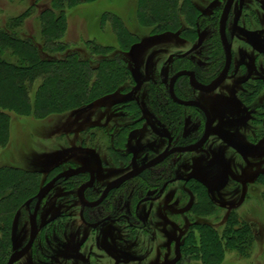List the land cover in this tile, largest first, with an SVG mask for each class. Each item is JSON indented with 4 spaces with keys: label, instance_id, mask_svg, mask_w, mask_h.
<instances>
[{
    "label": "rangeland",
    "instance_id": "374dc122",
    "mask_svg": "<svg viewBox=\"0 0 264 264\" xmlns=\"http://www.w3.org/2000/svg\"><path fill=\"white\" fill-rule=\"evenodd\" d=\"M173 1L178 7L183 2ZM185 1L194 7V14L189 13L186 20L178 12L176 24L168 32L159 31L160 35L153 39L151 27H143L137 20L142 9L140 0H91L70 7L58 0H0V43L4 38L30 43L41 60L58 70V76L65 73L60 62L74 56L92 67L100 61L119 58L131 74L129 78L125 75L110 94L97 97L83 113L76 114L82 107L73 106L40 118L39 114L32 115L28 107L37 105V90L45 79L31 81L28 70H24V77H16L3 68L6 70L0 77V99L16 102L24 110L17 115L0 105L8 126L5 129L0 123V144H5L0 145V168L14 169L0 180V217L8 216L6 230L0 231L5 240L2 254L11 255L14 246L27 240L30 224L25 203L60 173L91 166L101 189L165 148L163 132L160 134L155 127L151 131L155 109L150 104L149 90L157 86L155 83L167 85L175 71L176 56L197 42L196 23L208 26L202 33L206 38L211 27H216L225 2ZM144 4L166 6L163 0H144ZM49 12H62V48L44 44L47 26L43 17ZM199 17L201 21H197ZM227 35L233 52L227 80L213 94L189 93V98L211 111L212 134L201 150L177 154L172 159L176 176L185 178L194 173L195 177L171 184L160 199L140 206L138 213L147 218L148 224L143 230L130 228L124 248L130 260L123 264H213L200 252V234L216 236L219 246L225 247L231 243L230 237L236 240L235 233L240 234L227 232V227L239 226H247L250 231L252 249L247 257L225 249L218 264H264V0H235ZM92 44L110 50L94 52ZM3 45L0 44V70L7 65L28 68L19 50ZM214 47L211 54L223 56L220 42V52ZM208 59L218 60L212 55ZM54 87L52 80L48 88ZM127 97L131 99L123 101ZM185 116L187 128L172 127L177 141H184L182 145L194 143L204 131V118L199 112L187 109ZM145 177L134 178L129 190H125L129 191L133 207L147 196L148 190L141 192L140 188L152 185L151 191L155 190V176L148 177V181ZM86 179L87 174L79 180ZM12 181L14 188H5ZM138 189V194H132ZM62 191L63 186L54 188L43 201L38 222L44 229L18 264H113L95 248V232L79 220L76 187L60 200ZM62 214L66 222L72 223L64 227V236H59L58 227L47 222H61ZM94 214L98 213L88 211L86 218L93 219ZM114 235V241L121 246L122 228ZM229 246L234 247V243ZM67 247L79 250V257ZM90 253L93 258L87 262Z\"/></svg>",
    "mask_w": 264,
    "mask_h": 264
},
{
    "label": "trees",
    "instance_id": "16d2710c",
    "mask_svg": "<svg viewBox=\"0 0 264 264\" xmlns=\"http://www.w3.org/2000/svg\"><path fill=\"white\" fill-rule=\"evenodd\" d=\"M58 1L59 3L61 2L62 5L70 7L73 5L75 6L79 3L81 4L89 2L91 0ZM163 2H165L166 6L162 7L161 5H159L154 7L151 5L147 7L144 4V0H140V3H142L143 5L140 4L142 9L138 11L139 17L137 18V20L140 21V24L143 27H151L152 34H156L159 31L168 32V29L172 28V24H176L175 17L177 14L181 13V15L187 20L189 18V13L190 15H193L195 12L194 7H192V5H189V3H186L185 0H183L182 5L179 7L173 3V0H163ZM43 18L45 19V24L47 26V34H45L46 41L44 40V44L46 46L47 44H49V47L62 48L63 43L60 42L64 29L62 22V12H58L57 14L54 13V15L49 12ZM197 21H201L200 17ZM218 23L219 20L217 24H215L216 29L214 27H211L212 29H210L208 36L203 40L201 49L193 54L192 57H190L193 58L192 62L189 61V57L177 58V62H175L176 65L174 73L182 70H192L196 74L197 81L202 84H209L216 78V76H218L223 68L224 57L221 55V53H219L218 55L216 54V52L215 54H211L212 52L210 51L211 49H213L211 48L212 45H214V51L218 50L220 52ZM195 28L203 33L205 29H208V26L198 25L196 23ZM120 37H123V34L120 35ZM197 37L198 34L196 35V39ZM5 39L6 38L2 39V43H4V45L2 43L0 44L6 47L8 46V48L16 50L17 52L19 50L23 61L28 64V68L24 69L23 67H11L9 65L2 66V69L0 70V77L4 72L3 70H6L3 69L5 67L7 68V70L12 71L11 73L16 77H24V70H28L29 75L31 76V81H33L35 78L41 77L45 79V83L41 84L37 90V95L35 98L37 105H35L34 108L32 107V104H30L31 107L27 106L28 108H30V113H32V115H34L35 117L40 115L41 118L44 116L60 114L63 111L70 110L71 108H73V106H75L76 108H84L86 106L92 105L93 102L96 101L97 97L110 94L113 89L122 82V78H124L125 75L128 78L131 77V74L129 73L127 68L123 66L124 64L122 59L118 58L110 61L103 60L98 62L95 67H92L82 60L76 59L75 56L74 58H72V60L60 62V64H63V72L65 73L62 76H58V70L51 68L53 67L51 63L41 60L39 55L36 53V50L30 43H23L21 41ZM92 48L94 52L100 53H108L110 50L98 45H93ZM210 55L218 60H209L208 58H210ZM221 56L223 57V60ZM196 60L200 61L201 64L197 63ZM52 80H54L55 87L50 90L48 88V85ZM159 86L160 87H152L149 90L151 101L150 104L155 109V115L161 123H166L168 125L171 124L172 127L174 126L173 128L181 130L186 119L185 111L187 109L172 104L168 98L165 85L161 84ZM175 93L179 98H189V85L187 79L185 80L184 78H181L180 80H178L175 86ZM40 99L41 101L38 103ZM0 105L14 110V114L17 113V115L19 113H22L21 111L24 110L23 108H20L16 102H12L11 100L5 102L4 100L0 99ZM0 120L3 121H0V123H2L3 127L6 129L8 127L7 116L3 113H0ZM196 138H198L197 140H199L200 137ZM183 142L181 141L180 143ZM0 145L4 146L5 144ZM13 171L14 169L12 170L9 167L0 168V180L3 177H8L7 175H9V173H12ZM146 179L147 181L149 180L148 178ZM6 187H9V189L12 190V188H14L13 181L10 184H6L5 188ZM142 188H144V186ZM135 194L138 193L136 192ZM4 215V217H0V231L2 230V233L6 230V227L8 225V216H6L7 214ZM232 223L236 224L237 222ZM204 228L207 229L209 227L203 226V229ZM227 232L240 233H235L238 235V238L236 240L231 237L228 239V243L231 242V245H233L234 243V247L229 246L230 244L225 245V247H220L218 244V238L216 236L214 237L211 235L208 236V234H200V244L202 246L200 252H203L204 256L209 258L208 260L210 261V263L218 264L217 260H221L220 254H222L225 249L236 250V252H239L238 254L242 257H247L248 252H250V250L252 249V236L247 226H239L238 228L235 227L233 229L231 227H227ZM227 234L228 233H226V235ZM4 244L5 240L0 237V264H6L10 257L8 252L2 254V245ZM192 251H197V249H194Z\"/></svg>",
    "mask_w": 264,
    "mask_h": 264
},
{
    "label": "flooded vegetation",
    "instance_id": "af4514ba",
    "mask_svg": "<svg viewBox=\"0 0 264 264\" xmlns=\"http://www.w3.org/2000/svg\"><path fill=\"white\" fill-rule=\"evenodd\" d=\"M224 4H225V2H224ZM227 25H228V23H227ZM226 31H227V29H226ZM198 32H199L198 35L199 34L202 35L203 36V40H204V34H202L200 32V30H198ZM158 35H160V33L159 34H157V33L156 34H152L150 37L155 39L156 36H158ZM197 39H198V37H197ZM228 39H229V37H228ZM219 40H220V38H219ZM196 44H197V42H196ZM196 44L193 47H195ZM202 45H203V42H202ZM202 45H201V47H202ZM193 47H191L190 49H192ZM201 47L197 51H195V52H193V53H191L189 55H186V53L190 50V49H188L184 54L177 55L176 58L189 57V61L192 62L193 58H190V57H192L193 54L198 52L201 49ZM220 47H221V50L223 52V48H222L221 42H220ZM223 57H224V52H223ZM196 62H198V60H196ZM232 63H233V52H232ZM223 67H224V64H223ZM231 67H232V64H231ZM230 70H231V68H230ZM182 71H190V72H193L195 74V72L192 71V70H182ZM179 72H181V71H179ZM177 73L178 72L173 73L171 75L170 79ZM229 73H230V71H229ZM228 76H229V74H228ZM228 76H227V78H228ZM183 77H185L187 79V81H188V78L186 76H183ZM183 77H181V78H183ZM195 77H196V74H195ZM181 78H179L178 80H180ZM227 78H226V80H227ZM170 79L168 80L167 85L164 84L166 89H167V94H168V84H169ZM178 80L176 81V83L174 85V93H175V86H176ZM225 81L223 83H225ZM198 83H200V82H198ZM200 84L204 85V86L208 85V84H202V83H200ZM155 85H157L155 87H160L159 85H161V84L155 83ZM188 85H189V83H188ZM217 90H215L213 93H215ZM194 92L195 93H199V94H203V93L194 91L189 86V93L192 94ZM213 93H210V94H213ZM210 94H205V95H210ZM175 95H176V93H175ZM176 97L179 98L177 95H176ZM168 98L171 101V103L176 105V106H179V107H182V108H185V109H193V110L199 112L204 118V126H205V117H204V115L202 114V112L200 110H198L196 108H192V107H184V106H180L178 104H175L170 99L169 94H168ZM130 99H131V97H130ZM179 99L182 100V101H197L193 97H190L188 99H182V98H179ZM197 102H199V101H197ZM199 103H201V102H199ZM204 107L211 114V111L206 106H204ZM138 108L141 109L139 107V103H138ZM81 113H83V112H81ZM152 115H153L152 118L154 120V126H153V128H151V131H154V127H155L160 132V134L163 132L162 133L163 136H164L163 139L166 142L165 148L160 153H158L154 158H156L157 156L162 154L166 149L171 150V149H173L175 147H186V146L195 144L198 141L197 140V141H195L192 144L182 145L183 143H180V142L177 141V135H176L174 129L172 128V125L171 124L168 125L166 123H161L156 115H154V114H152ZM211 118H212V114H211ZM186 126H187V120L185 119V122L183 124V128H187ZM212 129H213V119H212ZM119 134H121V133H119ZM175 155H177V154L169 155L168 157H166L158 165H156V166H154V167H152L150 169L145 170L143 173H141L139 176H137L138 178L140 177L141 179H143V177H145V176H146L145 179L150 177V176H155V181H156L155 185L156 186H155V190H153V191H151L154 188L152 185L150 187H145L144 186V188H140V191H141V189H143L144 191L148 190L147 191V196H145L143 198H140L136 202L134 207H133L132 204H131L132 205L131 206L130 203H129L130 202V196H128L129 191H125V190H126V188H128V190H129V186L131 184L130 182L135 180L134 178H137V177H134V178L126 181L125 183H123L119 187L110 190L108 192V194L106 195L105 199L101 202V204L96 206V207H94V208L83 207L81 205L79 199H78L79 204H80L79 220L81 221V223L84 224L85 227H87L88 229H90V230L95 232L96 235H95V238H94V241H93L94 244H95V248L101 250L113 262V264H123V262H129V260H130L129 256L126 254L125 249H124V248L127 247L128 235H129L130 228L137 229V230H143L144 228H146V226L148 224L147 218H142L139 215V213H138V210H139L140 206L142 204H144V203H142V204H140L138 206L139 202L142 199H144V198L152 199V198H155V197H157V199H156V201H157L158 199H160L164 195V193L166 192L167 188L171 184L175 183V182L174 183H170V182L174 178L180 177V176H176L175 175V167L172 164V159L174 158ZM136 157H137V153H134L133 154V158H136ZM154 158H152L151 160H153ZM151 160H148L147 162L143 163L142 165H139L137 167L132 168L130 171H128L126 173H123L122 175L118 176L116 179L110 181L108 184L103 186L101 189H99L97 187L98 180H97V172L95 171V169L93 167H91V166H81V167L89 168L90 171H85V172L79 174L78 176L72 177L68 181H59V183L57 182L55 189L56 188H60V187L63 186V191L61 193V196H59L60 200L65 198L66 195L71 194V192L73 191V189L75 187H76V195H77L78 189L81 188L82 186H85L86 184H88L90 182V180L92 179V175L91 174L93 173L92 185L91 186H87V187H85V189H83V197H84V200H85L86 203H89V204L90 203H95L102 196L105 188L110 183H112L115 180L121 178L122 176H124L125 174L131 172L132 170L144 166L145 164H147ZM81 167H78V168H81ZM72 169H77V168H72ZM86 174H87V179L84 180L83 182H81L79 180L80 177L81 176H85ZM187 177H185V178H187ZM180 178L185 179L183 177H180ZM148 179H150V178H148ZM181 182H185V181H181ZM166 184H167V186L165 187V189L162 192V194H160L161 189ZM132 191H134V190H132ZM138 191H139V189L137 190V193H139ZM125 192H126V194H125ZM135 193L136 192L134 191L132 194H135ZM125 195H127V196H125ZM42 203H41V205H42ZM34 205H35V201H33L31 203V205H30L29 214L33 212ZM40 208H41V206H40ZM40 208H39V210H40ZM99 210H101V211H99ZM88 211H94V212H96L98 214H94L95 218H93V219L89 218L88 219V218H86ZM38 217H39V211H38L37 222H36L38 230H39V232H38V235H39L40 231L42 229H44V228H42V223L38 222ZM59 220H61V222H47V223H48V225H51L52 227L53 226L55 228L58 227V230L56 232H58L59 236H61V235L64 236V233H65L64 227L69 226V223H72V222H66V215H64V214H62L59 217ZM56 223H58V224H56ZM29 224H30V222H29ZM119 228H122V232H123V238H122V243L123 244L121 246L119 244H116V242L114 241L115 240V238H114L115 235L114 234L118 233ZM38 235H37V237H38ZM29 236H30V228H29V235H28L27 240L24 243H19L16 246H14L13 252H17V253L20 252L21 249H23L24 246L27 244ZM37 237H36V239H37ZM75 241H76V239H75ZM34 243H33V245H34ZM114 243L117 246H115ZM80 247H81V245H78V248H80ZM32 248H33V246H32ZM67 248H68V250H71L74 253L76 258L79 257V254H80L79 250H74L75 248L71 249L70 247H67ZM26 255L22 259H20L17 263H15V264H18L20 261H22L26 257ZM92 258H93L92 254L90 253L89 259L87 260V262L90 261Z\"/></svg>",
    "mask_w": 264,
    "mask_h": 264
},
{
    "label": "water",
    "instance_id": "95a60500",
    "mask_svg": "<svg viewBox=\"0 0 264 264\" xmlns=\"http://www.w3.org/2000/svg\"><path fill=\"white\" fill-rule=\"evenodd\" d=\"M234 2H235V0H226L225 1L222 13H221L220 18H219L218 34H219L220 42H221L223 52H224V67H223L222 71L220 72V74L217 76V78L212 83H210L209 85L204 86V85H201L200 83L197 82L195 74L193 72L181 71V72H178L177 74H175L170 79L169 84H168L169 97L175 104H178V105L184 106V107L196 108V109L200 110L202 112V114L204 115L205 126H204L203 134L200 137V139L195 144H192V145H189L186 147H175L171 150L166 149L162 154H160L159 156H157L156 158H154L153 160H151L150 162H148L144 166L137 168V169H134L131 172L122 176L121 178L110 183L105 188L102 196L95 203L89 204V203H86L84 200L83 189H85V187H87V186L92 185V181H93V173H92L91 174L92 179L90 180V182L88 184H86L85 186H82L81 188H79L77 191V197H78V199H79V201L83 207L94 208V207L100 205L110 190L115 189V188L119 187L120 185H122L123 183H125L126 181H128L134 177L139 176L145 170L150 169V168L158 165L169 155L194 153V152L201 150L204 147V145L207 143V141L209 140L210 135L212 133V118H211L210 112L201 103H199L197 101H182L179 98H177L175 93H174V85L179 78L186 76L188 78L189 86L194 91H197V92H200L203 94H210V93H213L215 90H217L223 84V82L226 80V78L229 74L230 68H231V64H232V44H231V41L228 39L226 29H227L228 19H229L232 7L234 5ZM202 42H203V36L199 34L196 46L193 47L192 49H190L186 53V55H189V54L197 51L201 47ZM128 100H130V97L125 98L123 101H128ZM91 107H92V105L81 108V109L76 111V114L87 111ZM85 171H90V169L85 168V167H81V168H77V169H70V170L65 171L63 173H60L59 175L54 177L51 181H49L43 188H41L39 193L33 199H30L25 203V208L28 209L30 212V205L33 201H35L34 210L32 213L29 214L30 236H29L28 242L24 246V248L21 249V251L18 253L13 252L10 255L6 264L17 263L32 248L33 243L35 242L36 237H37L38 232H39L38 227H37V223H36L39 208H40L43 200L56 187V183L61 181V180H68L72 177L78 176L79 174H81ZM194 177H195V174L191 173L185 179H182L180 177H176L170 183H174V182H178V181L188 182V181L192 180ZM166 186H167V184L161 189L160 194H162V192L164 191ZM156 199H157V197L152 198V199L144 198L139 202L138 206L142 203H146L149 201H155Z\"/></svg>",
    "mask_w": 264,
    "mask_h": 264
}]
</instances>
